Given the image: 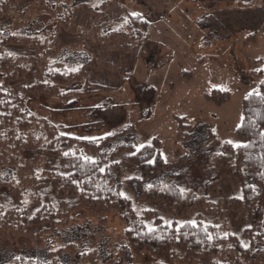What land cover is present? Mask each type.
I'll return each mask as SVG.
<instances>
[{
	"label": "rangeland",
	"instance_id": "1",
	"mask_svg": "<svg viewBox=\"0 0 264 264\" xmlns=\"http://www.w3.org/2000/svg\"><path fill=\"white\" fill-rule=\"evenodd\" d=\"M51 1L63 4V12L69 16L68 26L61 28L58 35V46L63 49L60 59L79 54L82 59L75 63L83 64L85 59L94 58L96 65H86L87 81L94 87H103L91 93L59 97L28 91L27 87L43 79L32 73L10 81L12 94L23 96L27 108L41 121L34 126L46 119L63 127L62 133L74 137L95 139L112 135L110 150L132 138H136L138 146L154 145L158 140L156 149L167 164L154 180L143 181L142 169L128 162L122 164L120 192L130 199L133 213L148 225L153 224L152 213L166 223L203 221L219 227L228 224L247 244L249 239L242 236L247 226L245 214L226 212L227 203L241 194V188L229 162L221 165L220 155L228 153L226 143L235 147L242 142L237 134L242 100L257 90L262 79L261 0ZM129 14L152 23L150 40L131 33L128 37L119 34L127 27ZM27 28L33 32V39L50 44L55 23L50 15L38 12ZM46 36L47 42L43 40ZM27 47L9 49L34 55V42H27ZM51 47L54 49V45ZM40 67L44 73L47 65ZM216 87L231 93L230 101L222 106L209 103L204 96ZM124 153L119 161H127ZM32 156L31 152H24L20 159ZM10 174L14 176L10 168L0 173L2 177ZM7 190L0 189V205L15 202ZM157 192L163 193L164 200L155 198ZM203 196V204L196 202ZM167 199L193 205L187 214H181ZM29 200L25 189L23 201ZM209 207L215 209L205 212ZM79 215L80 223L90 219L83 211ZM115 221L107 226L109 237L104 242L109 248L118 240L114 232L121 222L117 218ZM32 247L27 237L0 238V261L46 257L43 251ZM109 253H102L105 259L110 258ZM176 259L179 264H199ZM114 260L109 259V264ZM246 260L244 264H264L262 260ZM221 262L232 261L227 257ZM128 263L153 264V260L144 256Z\"/></svg>",
	"mask_w": 264,
	"mask_h": 264
},
{
	"label": "trees",
	"instance_id": "2",
	"mask_svg": "<svg viewBox=\"0 0 264 264\" xmlns=\"http://www.w3.org/2000/svg\"><path fill=\"white\" fill-rule=\"evenodd\" d=\"M261 2L264 6V0ZM63 9V4L51 0H0V173L4 168L14 171V176L0 175V189H8L15 200L12 205H0V238L27 237L32 248L46 255L15 257L0 264H109V259H115L113 264H129V260L144 256L152 258L153 264H179L176 258L199 264H222L227 257L232 262L225 264H244L245 258L252 263L264 261V69L257 90L242 100L237 127L242 142L235 147L226 143L229 151L220 155L221 165L229 162L241 188V194L227 203L226 212L245 214L247 226L242 236L249 239L248 243L244 244L228 224L166 223L152 213L153 224L148 225L133 213L130 199L120 192L121 168L128 162L143 170V181L154 180L167 164L156 149L158 140L154 145L138 146L132 138L110 150L112 135L74 137L46 119L34 126L41 121L27 108L23 96L12 94L10 81L29 73L43 78L27 87L31 93L68 97L103 87L87 81L86 65H96L94 58L83 60V64L75 63L82 59L79 54L60 59L63 49L58 46V35L69 21ZM38 12L50 15L55 23L50 44L33 39V32L27 31ZM127 22L119 34L128 37L131 33L150 40L153 26L149 20L129 14ZM262 24L264 30V21ZM49 37L43 40L47 42ZM32 41L34 55L9 49L27 47ZM41 65H47L44 73ZM204 96L215 106L231 99L230 91L219 87ZM24 152H31V159H20ZM122 153H127V161L118 160ZM25 189L30 202L23 201ZM155 198L164 200L163 193L157 192ZM172 200L167 199L168 204L176 206L181 214H187L193 205ZM204 201V196L196 200L202 204ZM214 209L209 207L205 212ZM81 211L90 219L80 223ZM116 218L121 222L114 232L118 240L109 248L104 242L109 237L107 226ZM107 252L111 256L105 259L103 254Z\"/></svg>",
	"mask_w": 264,
	"mask_h": 264
}]
</instances>
